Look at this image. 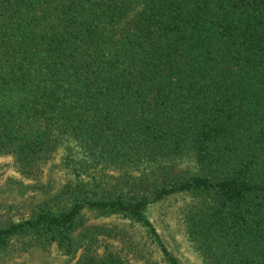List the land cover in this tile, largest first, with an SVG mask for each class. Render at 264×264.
<instances>
[{"label": "trees", "instance_id": "1", "mask_svg": "<svg viewBox=\"0 0 264 264\" xmlns=\"http://www.w3.org/2000/svg\"><path fill=\"white\" fill-rule=\"evenodd\" d=\"M63 145L71 177L0 252L128 264L91 211L182 264L149 212L184 196L201 264H264V0H0V156L36 176Z\"/></svg>", "mask_w": 264, "mask_h": 264}, {"label": "rangeland", "instance_id": "2", "mask_svg": "<svg viewBox=\"0 0 264 264\" xmlns=\"http://www.w3.org/2000/svg\"><path fill=\"white\" fill-rule=\"evenodd\" d=\"M67 145L61 146L42 165L36 176H24L14 166L11 156H0V224L9 217L25 214L30 206L48 199L71 177L73 163ZM115 172L107 171L109 175ZM188 202L187 197L175 196L155 203L151 206L150 218L167 248L182 264H201V258L186 238L181 220ZM85 218L87 224L101 226L106 231L97 238L98 252L105 248L118 250L128 264H166L160 252L144 241L140 232L122 217H98L91 211H85ZM79 254L80 251L65 255L55 244L46 248L33 247L23 252L14 246L0 252V264H73Z\"/></svg>", "mask_w": 264, "mask_h": 264}]
</instances>
